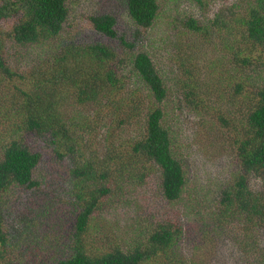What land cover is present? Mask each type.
Listing matches in <instances>:
<instances>
[{
	"label": "trees",
	"instance_id": "1",
	"mask_svg": "<svg viewBox=\"0 0 264 264\" xmlns=\"http://www.w3.org/2000/svg\"><path fill=\"white\" fill-rule=\"evenodd\" d=\"M71 1L0 0V20L18 18L8 30L0 25V84L6 80L9 90L0 97L5 141L0 153V264H198L179 251L186 234L181 204L205 234L238 226L244 236L239 242L253 257L258 253L254 232L264 229V0H251L246 14L228 20L220 9L211 27L193 16L180 17L193 34L203 37L211 31L219 38L227 64L243 80L236 90L246 107L243 136L239 144L237 140L239 169L235 182L210 198L206 189L190 184L178 133L165 125L169 90L163 68L144 44L145 33L159 22L166 23L167 33L175 26L176 12L163 7L165 1L176 5L177 0H126L131 28L125 33L118 31L114 15L93 16V32L117 42L122 54L108 43L67 32ZM195 1L206 17L208 0ZM224 72V67L210 69L205 77L219 81ZM129 82L136 88L132 94ZM201 90L197 80L186 84L178 106L199 114L212 110L219 122L234 128L220 110L206 104ZM141 91L147 99H141ZM148 99L152 106L143 135L108 145L114 131L105 129L106 114L113 130L124 128L139 119L137 112ZM103 128L107 145L99 153L85 135L97 139ZM154 175L172 216L161 220L155 209L148 210L142 215L148 218L142 222L150 221L145 227L134 207L139 209V189ZM253 177L261 181L257 190L250 185ZM44 204L70 211L74 223L58 256L54 245H41L47 256L34 251V259L28 237L46 224ZM118 213L134 218L126 249L115 240L108 248L91 243L93 231H103L99 222ZM22 235L25 249L18 242ZM259 256L252 264H264V252Z\"/></svg>",
	"mask_w": 264,
	"mask_h": 264
},
{
	"label": "rangeland",
	"instance_id": "2",
	"mask_svg": "<svg viewBox=\"0 0 264 264\" xmlns=\"http://www.w3.org/2000/svg\"><path fill=\"white\" fill-rule=\"evenodd\" d=\"M175 2L176 5H173L165 1L163 7L165 11L171 8L170 10L173 9L176 12L178 18L175 17V26L170 27V31L167 33L165 32L166 23L159 22L155 29H150L145 33L147 35H144V44L147 45L148 50L154 51L157 55L156 64L163 68V76L169 90V100L165 103L167 108L165 125L178 133L175 134L179 138L177 146L180 147V153L185 159L190 184L193 185V188L197 186L200 191L202 187L206 189L211 193V195H208L210 198L214 191H221L234 183L239 169L236 158L237 140L239 144L243 136L242 127L245 126L246 107L243 103H239L238 99L242 100L243 97L242 94H237L236 90L237 84L243 82V80H241V76H238L241 74L236 73V70H231V65L227 64V60L224 58L225 51L221 50L219 38L211 31H209V35L206 34L203 37L200 34H193L183 26L180 17L193 16L198 19L200 24L211 27V21L220 9L224 10L222 17L228 20L246 14L252 2L251 0H208L207 6H205V16L207 18L204 17V10L200 9L195 0H177ZM127 13L126 0H72L66 30L71 36L75 34L76 37L79 36L80 39L89 42L101 41L108 43L122 54V49L120 50L117 42L102 38L93 32L91 18L95 15H114L118 21V31L125 33L131 28ZM163 15L166 14L163 13ZM17 20V17L10 20H0L1 29L4 31L10 29ZM138 36L141 37L140 34ZM211 36L212 39L210 40ZM178 40L181 43L179 45L175 44L174 46V43L171 42ZM25 52H28V50ZM223 67L226 72L219 81H210L205 77L206 74L210 73V69H223ZM186 69H191L192 73L187 74ZM192 80H197V86L202 89L200 95L206 104L220 110L234 128L219 122L212 110L199 114L184 106H178L180 105L178 104V98L183 99V95L181 96L183 87L190 84ZM176 83L179 86L174 88ZM6 85L7 81L2 80L0 84L1 98L9 93ZM133 86L134 84L131 83L128 89L131 94L136 91ZM137 88H140L139 85H137ZM177 88H180L178 93H176ZM141 94V99H147L143 98L146 91H141ZM118 96L120 94L117 95V98ZM127 96L126 94L125 97ZM151 102L152 100L148 99V104L143 103L144 106L140 107L137 112L139 115L137 121H132L129 126L121 129L114 128L113 130L111 128L112 118L107 113L108 119L104 122L106 124L105 129L109 128L114 131L112 132L114 139H112L113 136H110L112 140L109 138L108 145H118L130 137L142 136L148 108L152 106ZM234 119L237 122L233 123ZM105 129L101 130V136L97 139L93 138L94 134L85 135V139H89L96 146L95 149L98 147L99 153H103L107 145L104 136ZM112 141L116 142L113 143ZM4 144L5 141L0 136V153ZM250 185L254 190H257L261 186V181L253 177L250 179ZM139 190V209L134 207V215L141 216V222L145 217L147 218L146 215L142 218V215L148 210L155 209L159 216L158 219L161 220L172 216L167 211V201H164L160 196L158 175L150 177L148 183ZM37 201L40 204L41 200ZM181 205L180 211H184L181 220L184 222V228H186V234L179 244V251L183 258H189L198 264H252L254 256L259 259V253L264 252L263 228L254 232L253 237L256 238V243H258L256 247L258 253L253 252L254 255L251 257L250 253L244 250L239 242L244 236L238 226L228 225L229 228L225 231L220 232L217 230L211 232V234H205L198 228L200 223L196 221L194 215L187 213V208L184 207V204ZM58 206L43 205L44 211H48L46 224H43V228H40L39 233L37 232L35 235L28 237L30 247L28 253L34 259H36L34 251L47 256L46 251H40L41 245L44 248L54 245L56 256L63 250L64 242L67 241L74 220L70 211ZM213 206L217 208L215 205ZM133 224L134 218L132 215L126 213L113 214L108 220L99 222V226L103 228V231L102 229L93 231L91 243L108 248L114 244L113 241L115 240L126 249L125 244L130 243L131 240L129 239L132 238ZM142 224L148 227L150 221L142 222ZM24 236L22 235L20 241L18 240L22 249H25L22 240ZM109 238H112V244ZM53 239L59 242L50 244Z\"/></svg>",
	"mask_w": 264,
	"mask_h": 264
}]
</instances>
